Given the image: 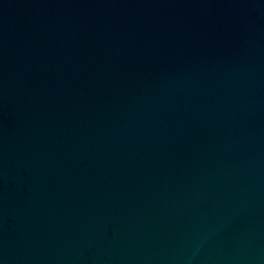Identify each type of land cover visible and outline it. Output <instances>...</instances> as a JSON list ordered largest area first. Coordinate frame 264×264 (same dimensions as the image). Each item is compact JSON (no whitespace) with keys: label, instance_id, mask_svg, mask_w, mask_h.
<instances>
[{"label":"water","instance_id":"1","mask_svg":"<svg viewBox=\"0 0 264 264\" xmlns=\"http://www.w3.org/2000/svg\"><path fill=\"white\" fill-rule=\"evenodd\" d=\"M0 264H264V0H0Z\"/></svg>","mask_w":264,"mask_h":264}]
</instances>
